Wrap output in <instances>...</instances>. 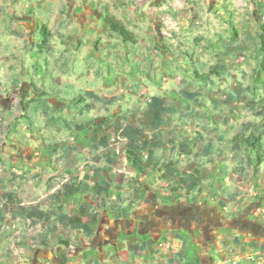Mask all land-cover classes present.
<instances>
[{
	"label": "rangeland",
	"instance_id": "374dc122",
	"mask_svg": "<svg viewBox=\"0 0 264 264\" xmlns=\"http://www.w3.org/2000/svg\"><path fill=\"white\" fill-rule=\"evenodd\" d=\"M7 1L0 0V205L5 214L0 229V264L29 263L36 249L49 252L55 264H69L81 238H84V264H111L114 253L118 258L120 255L132 259L144 256L149 264H231L234 256L253 251L259 254L253 264H264V216L255 214L257 226L252 230L255 239L246 244L237 237L234 246H229L230 238L220 239L219 246L210 250L213 256L194 243L182 248L184 233L176 226L161 227L160 210L158 224L153 228L143 217L128 234L116 224L109 238L113 240L112 246H117L113 251L103 249V242L91 243L96 234L98 238L104 234L98 225L87 234L53 223H47L49 228H46L38 217L9 214L13 206L9 196L23 205L45 209L47 195L68 181L81 187L79 193L63 199V210L71 213L79 205L92 202L93 182L99 177L111 183L107 207L100 211L102 219L117 220L122 212L126 214L137 207L144 209L146 189L156 190L160 182H166L160 181L156 173L141 175L132 168L126 155V141L116 130L127 120L143 129V138L160 133L164 145L157 154L161 160H177L184 174L201 162L205 167L204 189L217 181L215 189L229 200L235 194L240 196L238 201L255 198L250 189L251 185L255 189L254 181L261 174L258 172L257 176L253 161L244 152H234L229 142L238 130L246 134L252 130L253 122L264 123V117L256 119L253 115L258 108L257 100L264 97V70L259 69L255 55L257 21L259 16L264 20V0H247L251 3L249 6L242 4L244 0H226L233 7L230 12L237 30L235 41L228 37L230 29L214 32V38L205 42L200 40L204 36L200 33L201 25L177 31L170 42L171 60L164 55L157 56L159 50H153L152 58L137 56L141 41L123 42L117 34L107 31L100 32L97 39L84 32V38L76 40L68 28H60L62 19L49 15L52 9H43L40 0H25L16 6ZM34 1L38 3L33 5ZM106 9L118 24L127 27L131 23L126 10L110 6ZM57 10L68 11V6L60 4ZM236 11L243 13V17L236 20ZM41 25L51 31L46 49L38 47V26ZM198 48H202L199 53ZM185 53L192 54V60ZM191 62L199 64L201 72L219 64L225 70L223 77L209 76L220 82L218 95L222 97L238 90L242 93L241 100L225 107V113L218 115L209 106L214 92L199 88L190 70ZM163 83L165 100L176 102L180 108L171 115L169 126L155 130L147 118L146 102ZM195 87L205 106L192 104L193 116L187 119L183 116L181 91ZM77 97L82 99L77 101ZM222 116L226 121L217 135L209 133L212 137L194 146L192 156L180 154L179 145L188 144L209 117L219 122ZM99 120H106L112 129L107 140L94 148L90 137ZM207 140H212L213 146L220 149L203 157L199 152ZM107 159L112 162L107 163ZM230 173L242 177L238 184L225 183L224 176ZM261 182L264 184V179ZM259 204H264V192ZM54 237H70L71 246L39 244ZM154 239L169 242L170 247L158 249ZM59 248L61 252L57 251ZM143 250L148 252L142 253Z\"/></svg>",
	"mask_w": 264,
	"mask_h": 264
},
{
	"label": "crops",
	"instance_id": "0c3cea01",
	"mask_svg": "<svg viewBox=\"0 0 264 264\" xmlns=\"http://www.w3.org/2000/svg\"><path fill=\"white\" fill-rule=\"evenodd\" d=\"M23 2H25V0L7 1L8 4H13L14 6L22 4ZM43 2L45 3L43 4ZM37 3L38 1L32 2L33 5ZM39 3H42L43 9H52V11H48L50 13L49 15L62 19L60 28H68V30L74 34L76 40L81 39V37L84 38V32L93 36L94 39H97L102 31L111 32L103 20V9L109 6L119 10L124 9L131 20L127 28L134 33L136 40L141 41L137 56L143 54L145 57L149 58L155 55L153 53L154 51L159 50L157 56L161 57L164 55L167 59L171 60L173 56V45L170 44V42L174 40L173 37H175L177 31H183L185 28L192 25H201V32H199L204 36L199 37L202 42H205L209 38H214V32L217 33V31L229 30V21L233 22L230 12L233 11V7L229 1L226 0H40ZM60 4L68 6V11H58L57 7ZM242 4L249 6L251 3L244 0ZM102 6L103 8L101 10L100 8ZM234 13L238 15L235 16L236 20L243 17V13L240 14L238 11ZM63 20L65 23H63ZM228 37L231 38L230 30ZM165 44L167 45L166 47ZM167 48L170 50L167 51ZM197 51L198 53L201 52L202 48H198ZM193 64L201 71L199 64L196 62H193ZM194 80L199 85L200 89L212 90L211 92H214V95L212 94V97L209 98V106H211L214 111H217L219 113L218 115L221 113L223 115L225 113L223 109L235 103L226 104L224 100L227 94H224L222 97L218 95L217 92L218 89H220L218 85L220 82L211 79L206 83L196 78ZM169 81H171V79H169ZM165 87L163 83L162 86L158 87L156 93L152 95H160L164 98L162 90H165ZM194 91L199 90H196L195 87L194 90L188 92ZM192 104L193 103H191V105ZM222 117L223 120L219 122L213 121L209 117V121H206L197 131H200L204 138L212 137L209 136V133L217 135L222 123L226 121L225 116ZM255 123L257 124L256 121L253 122V124ZM238 132H241V130H238ZM218 149H220L219 146L214 147L215 152ZM201 169L204 177L205 167L202 165ZM254 172L257 176L260 173L261 177L259 180L254 181L255 189L253 185H251L250 193H253L256 197L247 202L245 200L238 201L239 195L236 196V194L229 200L225 195L215 189V187L218 186V182L216 181V183H214L212 181L208 189H204L203 187L195 203H187L179 192L174 188L171 189L172 187L170 184L160 182V187L156 190L146 189L144 209L137 207L130 210L129 213L123 214L122 212V214L120 213L117 217V220L111 221L102 219L103 216L101 214L98 221L92 225V229L93 231L96 230L98 225L99 228L102 227L104 234L101 238H98L96 234V236L92 238L91 243L100 244L103 242L105 243L102 247L103 249H110L112 251L114 249L117 250V246H112L113 240H109L113 235V229L117 225L128 234L129 230L131 231L138 226L140 218L143 217L147 221H150V226L153 228L158 224L157 216L160 210V215L162 216L160 221L161 227L162 225L176 226L180 229L179 231L184 233V244L182 243L184 249L187 248L189 243H194L203 252L207 251L211 254L210 250L212 247H215L219 240L224 238H230L228 239V242H230L229 246L237 244L235 243L237 237L241 238L247 244V241L255 239V231L252 230H255L257 224L255 225L256 219L253 215L255 208L260 205V195L264 192V184L261 182L264 179V161L258 165L257 170H254ZM239 178L241 179L242 177ZM212 191L216 193V196L212 194ZM219 201L222 203L221 205L218 204ZM234 201L238 203L232 205ZM77 210L78 208L71 213H76ZM149 240H152V238L150 237ZM155 241L157 242L156 239H154V242ZM148 250H143L142 253L148 252ZM57 251L61 252L62 250L59 248ZM248 253L258 252L253 251ZM116 255L117 254L114 253V257L111 258V262L109 263L149 264L148 259L144 256L138 258L135 256L136 258L133 257L132 259L124 255H120L118 258ZM232 261H230L231 264ZM42 262H46V264H55V258L54 256L50 257L49 252L36 249L29 263L24 261L18 263L41 264ZM68 263L84 264V238L80 239L79 245L76 247L73 257Z\"/></svg>",
	"mask_w": 264,
	"mask_h": 264
},
{
	"label": "trees",
	"instance_id": "16d2710c",
	"mask_svg": "<svg viewBox=\"0 0 264 264\" xmlns=\"http://www.w3.org/2000/svg\"><path fill=\"white\" fill-rule=\"evenodd\" d=\"M103 20L109 27L112 33L117 34L123 42H135L136 38L132 31L126 26L118 24L108 14L107 9H103ZM229 29L231 39H237V30L232 21H229ZM257 39L255 55L258 58V66L260 70H264V20L262 16L258 17L257 21ZM38 33L40 36V49H46L51 38V31L44 25L38 26ZM186 54V53H185ZM192 60V54H186ZM190 68L192 75L199 81L206 83L209 81V76L214 75L217 78L223 77L225 74L224 68L215 63L209 66L207 72H201L191 62ZM181 95L184 99V114L187 119L193 116V111L190 109L191 103L197 106L204 107L205 104L199 99L200 92L182 91ZM242 93L238 90H233L226 95L224 102L230 104L232 102L240 101ZM82 98L77 97V101ZM257 109L254 110L253 115L256 118L264 117V97L257 100ZM176 102L166 101L160 95H151L146 102L147 118L150 121L153 129L167 127L170 124V117L179 112ZM187 119L185 121H187ZM127 120V119H126ZM185 124V123H184ZM112 129L106 120H99L94 124L93 133L90 137L91 144L97 148L100 141H106L108 138V131ZM118 135L126 141V155L131 163L132 168L141 175L156 173L160 181L172 184L174 189L182 195L187 203H195L197 197L203 190V174L202 164L197 163L189 173L184 174L178 164L177 160L167 159L161 160L157 151L164 145V142L159 138L160 133L152 134L149 139L143 138V129L139 128L134 121L125 122L123 126L116 129ZM264 123L253 124L252 130L248 133L239 132L230 140L231 148L234 152H244L248 159L253 161V168L256 171L259 164L264 161ZM205 138L200 131L195 132L193 137L188 141V144L179 145V152L181 155L189 157L193 155V147L198 143L204 142ZM202 156H209L215 153L212 140H207L199 152ZM144 155V156H143ZM111 163V159L106 160ZM111 183L99 177L93 182L92 186V202L85 205H79L76 213H68L63 210L62 202L65 197H71L81 191V187L75 185L74 182H63L60 186L55 188L47 195L48 205L45 209H40L32 205H23L12 196L9 200L12 203V208L9 214L12 217H38L42 220L44 227L49 228L47 223L60 225L66 229L79 230L83 233L91 234L92 225L96 223L100 216V211L107 207L106 198L109 196ZM216 196V193L212 191ZM218 204H222L220 201ZM5 221V214L3 207L0 205V229L3 228ZM72 239L70 237L61 238L54 237L50 240L40 241V245L49 247L58 244L64 248L71 246ZM78 243L76 244V246ZM182 244V248H183ZM179 257H181L179 255ZM173 260H170L172 263Z\"/></svg>",
	"mask_w": 264,
	"mask_h": 264
},
{
	"label": "built area",
	"instance_id": "2783aa9c",
	"mask_svg": "<svg viewBox=\"0 0 264 264\" xmlns=\"http://www.w3.org/2000/svg\"><path fill=\"white\" fill-rule=\"evenodd\" d=\"M224 181L227 184H238L240 182L239 176L235 173H230L224 176ZM240 199V196L238 197ZM255 215L264 216V204H260L257 206L254 210ZM156 247L158 249H168L170 247V244L165 241H157ZM258 253H247L243 256H235L232 264H253L256 262L258 258Z\"/></svg>",
	"mask_w": 264,
	"mask_h": 264
}]
</instances>
